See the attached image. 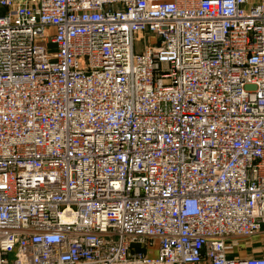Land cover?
Masks as SVG:
<instances>
[{
	"label": "built area",
	"instance_id": "1",
	"mask_svg": "<svg viewBox=\"0 0 264 264\" xmlns=\"http://www.w3.org/2000/svg\"><path fill=\"white\" fill-rule=\"evenodd\" d=\"M262 231L264 1L0 0V264H264Z\"/></svg>",
	"mask_w": 264,
	"mask_h": 264
},
{
	"label": "crops",
	"instance_id": "2",
	"mask_svg": "<svg viewBox=\"0 0 264 264\" xmlns=\"http://www.w3.org/2000/svg\"><path fill=\"white\" fill-rule=\"evenodd\" d=\"M264 0H250V5L258 4ZM231 255L239 257L264 256V231L251 238H239Z\"/></svg>",
	"mask_w": 264,
	"mask_h": 264
},
{
	"label": "rangeland",
	"instance_id": "3",
	"mask_svg": "<svg viewBox=\"0 0 264 264\" xmlns=\"http://www.w3.org/2000/svg\"><path fill=\"white\" fill-rule=\"evenodd\" d=\"M151 40H153V41L155 40V42H156V39L155 38H153V39L151 38Z\"/></svg>",
	"mask_w": 264,
	"mask_h": 264
}]
</instances>
